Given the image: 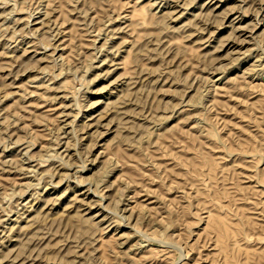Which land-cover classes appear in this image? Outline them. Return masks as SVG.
Segmentation results:
<instances>
[{
	"label": "rangeland",
	"instance_id": "374dc122",
	"mask_svg": "<svg viewBox=\"0 0 264 264\" xmlns=\"http://www.w3.org/2000/svg\"><path fill=\"white\" fill-rule=\"evenodd\" d=\"M0 264H264V0H0Z\"/></svg>",
	"mask_w": 264,
	"mask_h": 264
},
{
	"label": "bare ground",
	"instance_id": "6f19581e",
	"mask_svg": "<svg viewBox=\"0 0 264 264\" xmlns=\"http://www.w3.org/2000/svg\"><path fill=\"white\" fill-rule=\"evenodd\" d=\"M37 80V79H36Z\"/></svg>",
	"mask_w": 264,
	"mask_h": 264
}]
</instances>
